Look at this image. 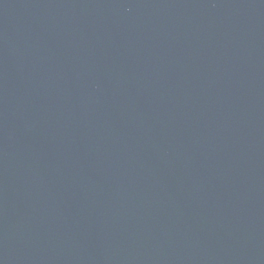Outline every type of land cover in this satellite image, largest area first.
I'll return each mask as SVG.
<instances>
[{"label": "water", "instance_id": "obj_1", "mask_svg": "<svg viewBox=\"0 0 264 264\" xmlns=\"http://www.w3.org/2000/svg\"><path fill=\"white\" fill-rule=\"evenodd\" d=\"M0 264H264V0H0Z\"/></svg>", "mask_w": 264, "mask_h": 264}]
</instances>
